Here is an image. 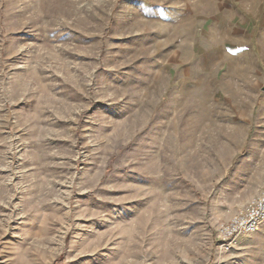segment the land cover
I'll return each mask as SVG.
<instances>
[{
  "label": "rangeland",
  "instance_id": "rangeland-1",
  "mask_svg": "<svg viewBox=\"0 0 264 264\" xmlns=\"http://www.w3.org/2000/svg\"><path fill=\"white\" fill-rule=\"evenodd\" d=\"M263 181L264 0H0V264H264Z\"/></svg>",
  "mask_w": 264,
  "mask_h": 264
},
{
  "label": "built area",
  "instance_id": "built-area-1",
  "mask_svg": "<svg viewBox=\"0 0 264 264\" xmlns=\"http://www.w3.org/2000/svg\"><path fill=\"white\" fill-rule=\"evenodd\" d=\"M264 226V181L258 192L242 206L226 225L219 229L218 247L228 254L237 241L258 233Z\"/></svg>",
  "mask_w": 264,
  "mask_h": 264
},
{
  "label": "crops",
  "instance_id": "crops-1",
  "mask_svg": "<svg viewBox=\"0 0 264 264\" xmlns=\"http://www.w3.org/2000/svg\"><path fill=\"white\" fill-rule=\"evenodd\" d=\"M259 234L260 233H264V226L261 228V230L258 232Z\"/></svg>",
  "mask_w": 264,
  "mask_h": 264
}]
</instances>
